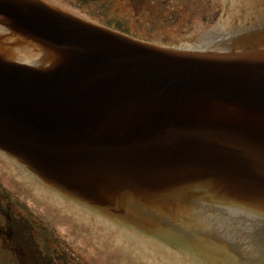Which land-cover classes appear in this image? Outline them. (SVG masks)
<instances>
[{
  "label": "water",
  "instance_id": "water-1",
  "mask_svg": "<svg viewBox=\"0 0 264 264\" xmlns=\"http://www.w3.org/2000/svg\"><path fill=\"white\" fill-rule=\"evenodd\" d=\"M217 1L168 47L0 0V177L78 262L264 264V0Z\"/></svg>",
  "mask_w": 264,
  "mask_h": 264
},
{
  "label": "rangeland",
  "instance_id": "rangeland-1",
  "mask_svg": "<svg viewBox=\"0 0 264 264\" xmlns=\"http://www.w3.org/2000/svg\"><path fill=\"white\" fill-rule=\"evenodd\" d=\"M55 1L60 3L62 7H66L87 19L89 16L86 15L89 14L93 17L90 19L102 24L109 25L110 20H114L118 24L114 27L116 26L120 31L149 41L158 40L159 34L166 29L184 24L189 12L205 10L207 7L206 0H145L140 8H132L131 0H96L88 3L77 0ZM215 2L219 6L218 1L215 0ZM19 211L31 221L33 228L31 235L35 237L36 233L40 232L39 215L37 219L32 218L31 214L21 208V205ZM50 234L51 236L44 237L47 249L51 248L48 252L37 246L39 248L37 256L41 264H57V258L60 264H82L60 247L51 231ZM39 236L42 235L39 233ZM10 260L11 264L18 262L16 257Z\"/></svg>",
  "mask_w": 264,
  "mask_h": 264
},
{
  "label": "flooded vegetation",
  "instance_id": "flooded-vegetation-1",
  "mask_svg": "<svg viewBox=\"0 0 264 264\" xmlns=\"http://www.w3.org/2000/svg\"><path fill=\"white\" fill-rule=\"evenodd\" d=\"M10 186L0 177V242L2 247L18 253L20 264H40L37 256L38 247L35 239H31L33 231L31 221L21 214L20 205L27 203L29 199L22 194L17 196L10 194ZM38 216L37 214H34ZM42 219V218H40ZM22 236V237H21ZM30 253L27 255L23 251ZM33 252V253H32Z\"/></svg>",
  "mask_w": 264,
  "mask_h": 264
},
{
  "label": "trees",
  "instance_id": "trees-1",
  "mask_svg": "<svg viewBox=\"0 0 264 264\" xmlns=\"http://www.w3.org/2000/svg\"><path fill=\"white\" fill-rule=\"evenodd\" d=\"M77 1H80L83 3H88V2L96 1V0H77ZM206 1H207V3H206L207 7L205 9L206 12L202 15H195L192 18L191 22H187L185 24V26L182 28L181 32L179 33V37L183 33L187 32V31L188 32L191 31V29L193 30L195 28L210 26V25L214 24L218 14H219V11H220L219 6L216 4L215 0H206ZM144 2H145V0H133L132 1L133 7L137 8L136 4H139V6H142ZM87 16L92 17L89 14ZM108 24L111 27H114V25H118L117 23L114 22V20L113 21L110 20V22ZM193 27H195V28H193ZM114 28L117 29L116 26ZM154 42H157V43L162 44V45H172V46L176 45V43L167 42L165 40H155ZM39 225H40V232L36 233V235H35L36 238L34 237V235H32L30 238L32 240L35 239L37 246L40 247L41 250L48 252L51 248L47 249L44 237H49V236H51V234H50V231L48 230L47 226L43 222L40 221ZM39 233L43 236V238H42V236H39ZM42 244H44V245L42 246ZM23 252L26 253L27 255L30 254V253H28V251L25 252V250ZM38 252L39 251L37 250V253H34V254H38ZM13 257H16L18 259L17 260L18 262H16L15 264H20V260H23L20 258L18 253L10 251V249L7 247V245H6V247H2V246L0 247V264H11L10 259L11 258L13 259ZM57 264H60V261L58 258H57Z\"/></svg>",
  "mask_w": 264,
  "mask_h": 264
}]
</instances>
